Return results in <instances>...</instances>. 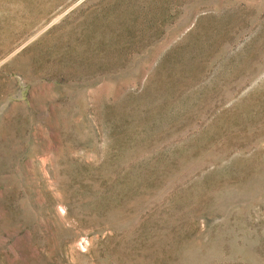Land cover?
Wrapping results in <instances>:
<instances>
[{
    "label": "rangeland",
    "instance_id": "obj_1",
    "mask_svg": "<svg viewBox=\"0 0 264 264\" xmlns=\"http://www.w3.org/2000/svg\"><path fill=\"white\" fill-rule=\"evenodd\" d=\"M0 264H264V0H0Z\"/></svg>",
    "mask_w": 264,
    "mask_h": 264
}]
</instances>
